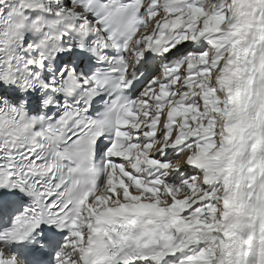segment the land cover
Wrapping results in <instances>:
<instances>
[{"label":"snow or ice","instance_id":"1","mask_svg":"<svg viewBox=\"0 0 264 264\" xmlns=\"http://www.w3.org/2000/svg\"><path fill=\"white\" fill-rule=\"evenodd\" d=\"M0 264H264V0H0Z\"/></svg>","mask_w":264,"mask_h":264}]
</instances>
